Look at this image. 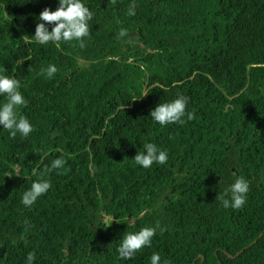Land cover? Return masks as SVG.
I'll list each match as a JSON object with an SVG mask.
<instances>
[{
  "label": "trees",
  "instance_id": "16d2710c",
  "mask_svg": "<svg viewBox=\"0 0 264 264\" xmlns=\"http://www.w3.org/2000/svg\"><path fill=\"white\" fill-rule=\"evenodd\" d=\"M81 2L93 13L83 48L32 38L59 0H0V75L20 82L34 129L0 126V264L29 252L32 264H264V0ZM179 95L194 119L151 118ZM145 143L167 162L137 165ZM239 177L246 203L225 208L216 196ZM38 179L51 187L26 207ZM157 225L120 258L124 233Z\"/></svg>",
  "mask_w": 264,
  "mask_h": 264
},
{
  "label": "clouds",
  "instance_id": "9594fccd",
  "mask_svg": "<svg viewBox=\"0 0 264 264\" xmlns=\"http://www.w3.org/2000/svg\"><path fill=\"white\" fill-rule=\"evenodd\" d=\"M115 3V0H112ZM135 3L128 7V15L135 14ZM93 13L81 2V0H59V6L55 11L45 8L39 14V20L42 23H37L35 35L32 37L40 44L54 43L59 47L60 42H71L73 40L80 41V47H84L83 38L89 36L90 30L88 22L92 19ZM45 25H52L51 31ZM127 35L126 29H121L119 36ZM57 72L54 64H50L46 69H41L42 75L52 78ZM21 85L15 78H10L6 75H0V95L5 97V102L0 105V126L8 130L12 137L17 133L23 137H27L34 129L28 119L23 115H19L17 109L26 107L27 101L19 91ZM188 98L179 95L171 102L159 103L154 110L150 111L151 118L158 122L161 126L175 123H184L183 117L187 115L188 120L194 119V114L186 113V105ZM137 165L147 169L153 163L165 164L168 159L166 151L160 150L153 143H145L142 151L136 152L132 158ZM66 161L62 158L55 159L51 168H45V171L59 169L64 166ZM43 173H41V176ZM50 183L43 179H38L31 184L29 190L25 191L22 196V204L26 207L31 206L38 197L44 195L49 188ZM249 191L248 181L239 177L233 184L227 188L223 194L216 196L225 208L231 207L234 210L241 209L246 203V194ZM229 197V198H225ZM156 227H143L138 232L124 233L120 246L117 251L121 259H131L134 254L143 247L150 246L153 236L156 233ZM161 232L165 229L161 228ZM35 260V255L32 252L28 253V264H32ZM151 264H160V255L153 253L151 256ZM164 264H169L165 261Z\"/></svg>",
  "mask_w": 264,
  "mask_h": 264
},
{
  "label": "water",
  "instance_id": "95a60500",
  "mask_svg": "<svg viewBox=\"0 0 264 264\" xmlns=\"http://www.w3.org/2000/svg\"><path fill=\"white\" fill-rule=\"evenodd\" d=\"M259 236H261V235H259ZM255 243V241H253V243H251L248 247H250L252 244H254ZM242 252V250L239 252V253H241ZM228 257H230V258H232V256H230L229 254H226ZM238 255V254H237ZM236 255V256H237ZM200 258H201V260H203V256H200Z\"/></svg>",
  "mask_w": 264,
  "mask_h": 264
}]
</instances>
